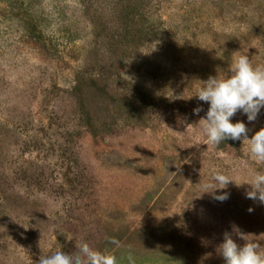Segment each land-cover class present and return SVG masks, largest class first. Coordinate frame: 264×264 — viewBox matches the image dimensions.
<instances>
[{"label": "rangeland", "instance_id": "1", "mask_svg": "<svg viewBox=\"0 0 264 264\" xmlns=\"http://www.w3.org/2000/svg\"><path fill=\"white\" fill-rule=\"evenodd\" d=\"M237 51L264 64V0H0V157L10 172L43 165L28 182L36 204L0 221V264L81 242L118 264H224L223 234L245 243L234 228L264 252V204L246 184L264 164L243 139L208 144L199 124L202 82L225 77ZM231 120L251 138L264 108ZM76 155L81 193L67 187ZM68 161L63 197L54 176ZM216 170L235 181L215 190L223 201L203 193Z\"/></svg>", "mask_w": 264, "mask_h": 264}, {"label": "clouds", "instance_id": "2", "mask_svg": "<svg viewBox=\"0 0 264 264\" xmlns=\"http://www.w3.org/2000/svg\"><path fill=\"white\" fill-rule=\"evenodd\" d=\"M202 83L203 86L199 88L196 97L209 104L206 116L199 120L207 143L218 146L226 139H243L248 155L257 163L264 164V128L248 138L249 129L245 123H233L231 120L238 111H242L247 115L249 122L255 121L261 108H264V64L253 66L248 55L237 51L225 77L210 76ZM202 110L197 107L193 109V113L199 115ZM230 182L235 181L216 170L211 182L203 185V193H210L215 199L223 201L227 199L228 194L217 196L215 190L225 189ZM246 184L250 186L247 198L259 200L264 204V172H254ZM233 230L245 243L238 244L226 231L223 234V242L217 248L224 264H264V252L258 251L260 245L247 239L248 235L240 233L238 229ZM128 259L132 261L131 255ZM37 264H118V261L113 253L102 252L86 242H81L71 253L57 250L49 255H42Z\"/></svg>", "mask_w": 264, "mask_h": 264}, {"label": "trees", "instance_id": "3", "mask_svg": "<svg viewBox=\"0 0 264 264\" xmlns=\"http://www.w3.org/2000/svg\"><path fill=\"white\" fill-rule=\"evenodd\" d=\"M79 68V66H78ZM77 69V68H76ZM82 69H80L81 71ZM77 77V76H76ZM81 85V84H80ZM76 91H81V87H77L75 89ZM59 143H55L53 145V149L58 150L57 148H59ZM37 148V147H36ZM61 150H63V148H60ZM71 155V154H70ZM75 155V154H74ZM7 157H0V221H6L8 223H12L13 220L15 221L16 216L19 215L20 213V208L22 206L23 202L29 203L32 202V204H36V201L38 200V198H40L39 194L42 191H39L38 189H31L30 186L28 185V182L31 181L34 184H39L42 182V177L40 176V174L37 172L38 169L43 166L41 163H39L38 161H33L32 163L30 161H25L26 165H22L21 168H19V172L18 171H13L15 172V181H13L11 174L13 172L12 171V167L6 166L5 164H3V159L5 160ZM78 157L76 155V164L79 162ZM60 160V159H59ZM70 161L66 162L65 165L66 168L65 170L62 169V166L57 167V171L55 169V173L56 176L55 177V185H57L58 187H60L62 184L59 182V179H61L62 176H65V178H67V174L64 173V171L71 169L70 168ZM75 164V165H76ZM34 166V169H32V167ZM50 165H45L44 167L48 168ZM78 166L83 169L84 171H86V168L79 162V164H77V172L76 174L72 177V179H70L69 177V182L67 187H69L70 185L73 184H77L75 185L76 188L78 189L77 192H84L85 190L83 189V181H82V172L80 170H78ZM69 168V169H68ZM26 173L27 174V179H26V183L24 188H22L23 181H24V177H21V174L19 173ZM58 176V177H57ZM17 180V181H16ZM45 180V178H44ZM27 184V185H26ZM29 187V189H27ZM62 189H64L63 191H58L59 196H63V197H67V189L66 187L64 188V186H61ZM76 189V190H77ZM66 191V192H65ZM46 197H52V194H46L44 197L42 198H46ZM79 199L81 200L82 198ZM34 204V205H35ZM35 207L33 206L31 212L33 214H35ZM29 215V214H28ZM13 219V220H12ZM33 226H31L33 229H35V225L34 222L32 223ZM13 227H10V229H12ZM15 228L17 230H21L22 227H16ZM14 231V228H13ZM10 235H14V233H9ZM36 258V260H39V258L35 255L34 256Z\"/></svg>", "mask_w": 264, "mask_h": 264}]
</instances>
